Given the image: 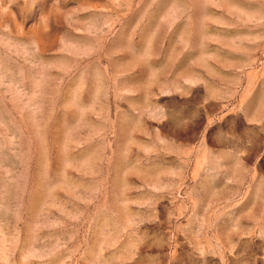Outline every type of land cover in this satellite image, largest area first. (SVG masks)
Masks as SVG:
<instances>
[{"label": "rangeland", "instance_id": "obj_1", "mask_svg": "<svg viewBox=\"0 0 264 264\" xmlns=\"http://www.w3.org/2000/svg\"><path fill=\"white\" fill-rule=\"evenodd\" d=\"M0 264H264V0H0Z\"/></svg>", "mask_w": 264, "mask_h": 264}]
</instances>
